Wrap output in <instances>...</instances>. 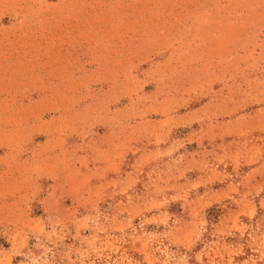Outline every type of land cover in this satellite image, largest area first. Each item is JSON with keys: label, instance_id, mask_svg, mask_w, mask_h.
<instances>
[{"label": "rangeland", "instance_id": "obj_1", "mask_svg": "<svg viewBox=\"0 0 264 264\" xmlns=\"http://www.w3.org/2000/svg\"><path fill=\"white\" fill-rule=\"evenodd\" d=\"M0 264H264V0H0Z\"/></svg>", "mask_w": 264, "mask_h": 264}]
</instances>
